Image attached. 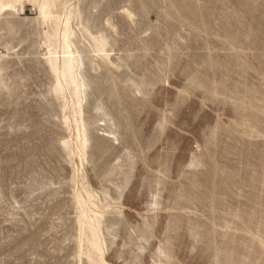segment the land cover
Segmentation results:
<instances>
[{"label":"rangeland","instance_id":"374dc122","mask_svg":"<svg viewBox=\"0 0 264 264\" xmlns=\"http://www.w3.org/2000/svg\"><path fill=\"white\" fill-rule=\"evenodd\" d=\"M0 264H264V0H0Z\"/></svg>","mask_w":264,"mask_h":264}]
</instances>
